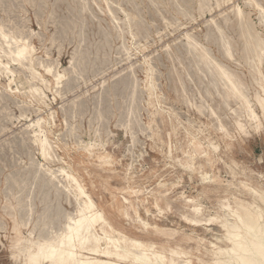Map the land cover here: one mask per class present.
<instances>
[{
    "label": "rangeland",
    "instance_id": "1",
    "mask_svg": "<svg viewBox=\"0 0 264 264\" xmlns=\"http://www.w3.org/2000/svg\"><path fill=\"white\" fill-rule=\"evenodd\" d=\"M62 1L61 0L59 1L58 0H0V25L1 28H3V30H5V32H8V34L10 35L9 39L12 41V46L15 47V43L13 42L14 40H12V38L18 37L17 40L19 44L29 43L30 48L32 50H35L33 51L34 53H31L32 64H30V61H28L25 66L16 64L14 61L10 60L11 58H7L5 56H3L2 58L4 59L5 62H7V60L9 61L8 62L9 67H12L14 69L15 74H13L12 71L5 68H2L1 69L2 71H0L1 74L0 75V150H2V152L0 151L1 152L0 153V223L3 225L2 226L0 224L1 226L0 227V264H31L27 260L26 252L24 253L23 251L24 246H26L31 240L43 241L44 239H49L50 237H51L50 239L60 237L67 229L69 218L72 217L73 214H74L73 217H75L78 214V208H76L78 207L77 205L78 202L76 198H73L72 196L74 195L73 192L75 191L72 188L69 191L68 188L66 187V183L68 185V181L63 174L61 175L59 169L62 167L69 170L79 178L81 183L85 186L88 192L92 195L93 199L96 201L99 209L103 211L105 217L109 221L114 223L116 229L122 230L129 237L142 238L146 242H156L157 244H164V245H168L167 241L172 242V244L175 243V240L177 238H180L181 236H191L195 240L196 239L199 240V238H202V240H200L199 243L196 242L194 239L190 241L192 248H190L189 251L191 252V256L193 259L192 264H201L199 258H203L205 261L211 263L212 261H214L215 258L214 253H212L214 248L212 243H216L217 245L223 247H226L230 244V242L226 239V231L224 227L223 226L221 227L222 225L221 220H223L222 215L228 212V210L227 209L224 210V208H222L221 206V203L231 204L232 206H234L235 205L234 201L236 200V198H239L240 201L256 200L258 204L264 208V202L258 199V194H256L257 192L255 191L256 189L257 191H259V193L264 192V111L257 99L258 98L257 96L264 98V53L261 58H258L256 51L253 49V47L251 45L246 44L248 39V31L250 30L252 31L251 33L254 34L258 39H261L264 45V40H263L264 15L262 14L264 13V0H259V1L258 0H219V1L204 0L205 2H203L202 0H200L201 2L199 0H186V1L185 0H149V1L129 0L131 2H129L128 0L125 1L107 0V2L106 0L105 1L104 0H94V1L93 0H74V1L62 0ZM71 1L73 3H71ZM215 1L218 2L219 4H217ZM108 2L110 4H108ZM120 2L121 3L123 2L122 3L123 5ZM127 2H129L130 4ZM199 2L201 4H199ZM202 2L205 4H203ZM257 2H259L260 6L259 4H257ZM111 4L113 5L114 9ZM198 5H202V9L198 8L199 7ZM206 5L207 8H205ZM89 6L90 7L93 6V7L90 8ZM125 6H127L126 8L128 9H125ZM177 6L179 7L180 10L178 9ZM238 7L241 9V13L237 11L239 10ZM254 7H257V9ZM71 8H73L75 11H72L73 9L70 10ZM107 8L110 9L112 8L111 10L114 12L111 11L110 13V10ZM210 8L212 9L210 10ZM82 9L86 10L84 12L87 14H85ZM134 9L136 12H134ZM125 10L127 11V13ZM231 10H233V12ZM79 11L81 14H78ZM220 12L221 14H219ZM225 12H227L229 15ZM229 12H231V14ZM235 12H238V15ZM76 13L78 14V16ZM135 13H137V15L139 14L138 17H136L137 15ZM232 13L234 14L232 15ZM89 14H90V18H89ZM187 14L188 17L186 16ZM240 14H242V16ZM217 18L218 21L216 20ZM224 19L226 20V22L224 21ZM262 20L263 23H261ZM84 21L86 22L83 23ZM124 21H126V23H124ZM209 23H212V26L214 28L210 26L211 24ZM61 25L63 28L61 27ZM97 25L98 26L102 25L103 27L101 26L102 28L100 27L98 28ZM132 26L135 29V31H137L138 33L137 32L135 33ZM223 26H225V28ZM117 28L119 30H117ZM121 28H124L125 30ZM127 28L130 29L128 30ZM103 29H105V31ZM114 29L116 30V32ZM12 30L14 32H12ZM65 31L67 34H65ZM122 31L126 33L122 34L123 33ZM130 31L133 32L131 33ZM143 31L146 33H143ZM210 31L211 33L214 31L216 33L214 32L213 34H211ZM217 31H219L220 33ZM85 32L87 35L85 34ZM82 33L85 34L83 37H82ZM102 33L105 35L104 37ZM184 33L186 36H189L188 38L191 40H189L185 35H183ZM207 33H209L208 34L209 36L206 35ZM21 34L23 35L19 36ZM118 34L120 35V37H118ZM145 34L147 35L145 36ZM220 34L222 36H220ZM109 35H111L112 37ZM214 35L215 36L217 35L216 36L217 39L215 38ZM116 36L118 37V39ZM122 36L124 37L123 39H121ZM184 36L186 37V39ZM19 37H22V39H20ZM23 37H25V39ZM92 37L94 38L93 40L91 39ZM228 38L229 39L231 38V40H233V43L230 40V43L232 44H229ZM215 39L217 41H215ZM0 40H1L0 47L4 46V48L5 49L7 48L6 50H8V45L7 43H5V40L1 38V36H0ZM192 40L194 41L196 40L195 41L196 43L194 45H192L194 43L191 42ZM89 42L92 43L90 44ZM99 42L102 45L99 44ZM197 42L199 44H197ZM219 42L225 44H220ZM82 43L85 44L82 45ZM97 44H99L102 48ZM196 44L200 48L196 46V49H194V46ZM88 45L90 46V48L87 47ZM166 45L167 47L168 46L169 47L168 48L165 47ZM226 45L227 47L228 46L230 47L231 45L230 53L231 55L233 54L232 56L234 58V59L231 58L232 60H230V58H228L227 56L229 55L231 57L230 54H225L227 53V51H225L227 49ZM93 46L95 49L93 48ZM204 46H206L205 48L207 50L204 48ZM185 47L186 48L191 47L193 49L190 48L191 49L190 51V49L186 50ZM100 49L101 50L104 49V50H102L101 52ZM221 49H223L225 52L222 50L223 52L220 53ZM108 51L110 54L108 53ZM129 52L131 54H129ZM81 53L83 55H81ZM202 53L203 55H206L203 56L205 61L201 57ZM208 53L210 54L213 53V54L210 55ZM105 54L108 55L106 56ZM123 54H125L126 56H123ZM127 54H129L131 58L128 59V57L130 56H128ZM148 54L151 55L149 56ZM199 54L201 58L197 57V55ZM104 55L106 56V59ZM86 56L88 57L86 58ZM176 56L178 58H176ZM97 57L100 59L98 60ZM148 57H150V59ZM206 57L208 58L212 57L215 61L217 60L219 62L221 61L222 64L221 62L220 64L225 68L228 65V67L230 68V70H228L229 69L228 67L226 68L228 72L230 71L229 73L232 76L233 75L236 76V77L233 76L234 78L238 80L240 79L239 81L238 80L237 81L239 86L241 87V91L243 94H246L247 96V97L245 96V98H247L246 101L249 103L251 102L250 103L251 108L255 111L256 114H258V118H256V120L259 119V121L251 119V117L249 116V113H251V111H249L247 106L244 104L243 98L241 96H240V98H242L241 100H238L240 98L235 94L233 97V93H230L232 91L230 90V88H228L230 87L229 86L230 84H227L226 79L219 75V68H217L218 66L216 67L215 63H212L213 65L211 64L207 67H204L208 65L206 62L207 61ZM82 58L85 59L81 60ZM102 58L104 60H102ZM247 58L249 61L247 60ZM105 60L107 61L105 62ZM194 60L196 61V63ZM82 61L86 64H84ZM183 61L185 64L183 63ZM96 62L99 64H97ZM187 62H189V65ZM82 63L83 65H81ZM236 63H238V65ZM251 64L253 67L251 66ZM72 65L74 67H72ZM186 65L189 67H187ZM149 66L151 69L149 68ZM155 67L157 69H155ZM215 67L217 68V70H215L216 69ZM191 68H194L193 71ZM197 68L198 70L199 68L201 70L197 72ZM48 69H50V71H48ZM86 69L88 71L85 72ZM177 69L179 70V73ZM146 70L149 71L147 72ZM174 70H176L177 72H175ZM211 70L217 72L212 73ZM33 72H34V76H32L31 74ZM51 72L53 75L51 74ZM208 72L211 78L207 76ZM258 72H260L259 73L261 75L260 77ZM54 73L65 74L64 77L60 80L61 82L57 83ZM71 73H74L75 75L74 74L72 75ZM5 74H7V76ZM150 74L152 75L150 76ZM155 74L156 76L158 75L157 78ZM178 74L180 75L182 74V75L178 76ZM252 74L255 75L254 76L255 78L253 77ZM76 75H80L77 76L78 79ZM114 75L115 77H113ZM214 75L216 77H214ZM177 76L179 77V80H176L178 79ZM16 78L19 80H17ZM119 78L121 79V81ZM132 78L134 79V81H132L133 80ZM212 78H214L213 82L215 83L221 78H224L225 81H222L224 79L219 80L217 86V84L212 82ZM130 79L132 82L130 81ZM152 79L153 81H151ZM253 79L254 81H256L257 85L254 83ZM8 80L10 81V83L11 82L12 83L10 84ZM105 80L107 83L105 82ZM180 80L181 82L183 81L184 83L183 82L179 83ZM199 80L201 81V83ZM225 83L227 85H225ZM125 84L128 90H130L131 92L130 91L128 92L126 87L122 86ZM136 84H140V85L138 86ZM151 84H153L154 88L151 87ZM172 84L174 85L172 86ZM214 84L217 86V89ZM240 84L243 85L241 86ZM175 85L176 87H174ZM30 86H32V90L34 88L39 89L38 92L41 93L42 95L41 99L39 96H37L35 92H34L35 95L32 93L34 90L31 91ZM112 86H114V88ZM53 87H55L54 90ZM199 87H201V89ZM226 87L229 90H226ZM56 88L57 90H55ZM106 88L109 89L107 90ZM134 88L137 91H135ZM183 88H185V92ZM120 89L121 90L124 89L126 92H124V90L121 91ZM212 90L215 92H213ZM17 91H19V93ZM54 91L55 94L57 95L54 94ZM175 91L176 93L179 91L178 93L181 95H178V93L176 94ZM246 91L248 93H246ZM255 91L258 92V94ZM182 92L184 93V95ZM113 93H116V96ZM133 94L135 95L133 96ZM150 95L152 96L150 97ZM182 95L184 97L186 95V97L183 98ZM208 95L210 96V98L208 97ZM61 96H63L64 98ZM113 96H115L116 98L114 97L113 99ZM123 97L126 101H124ZM140 97H142L143 99ZM223 97L227 100H225ZM253 97H255V99ZM147 98H149L150 100H148ZM185 100L189 101L190 103L186 102ZM136 101L138 104L136 103ZM200 101H201V105H200ZM224 101H226L225 103L227 106L229 105L228 107L225 104H222L224 103ZM100 102L102 103V105L100 104ZM133 102L135 103L134 105ZM72 103H74V105ZM108 103L109 105H107ZM212 104H214L213 105L214 108ZM62 105L64 106V108ZM125 105L127 107H125ZM166 105L170 107H167ZM197 105H200L201 107L199 106L198 107L201 109H198ZM117 106L118 109L115 108ZM107 107L109 110L106 109ZM136 108L139 109L137 110ZM203 108H205L206 110H204ZM240 108H242L241 110L243 111H241ZM78 109L79 112H77ZM80 109L82 111H80ZM235 111L237 113L239 112L238 114H240V116H238V114H236ZM101 112L102 113L104 112L103 115ZM132 113H134V115ZM156 113L159 116H157ZM209 114L212 115L210 116ZM216 115H219L217 116L218 118L217 117L215 118ZM96 116H98L99 118H97ZM138 116L140 118H138ZM37 119L42 120L41 125L42 124L43 125L41 129L35 125L36 122L38 121ZM136 121L137 122L140 121L142 125H139L140 123H137ZM238 121L242 122L243 127L246 128L245 129L242 128V130H240L241 127ZM132 122L133 124L131 125ZM214 123L216 124L217 127L215 126ZM217 124L220 125L218 126ZM69 125L71 126L69 127ZM125 125L127 126L125 127ZM237 125L239 127H237ZM214 126L216 129H214ZM222 126L223 128H225L224 130L227 131L222 130L223 129ZM27 127H31V128L28 129ZM127 127L128 128L130 127L129 129H132L133 132L134 131L135 132L134 133L129 132L132 130H129ZM182 127H184L185 129ZM35 130L40 131L39 134L43 132L41 135H39L40 138L47 139L50 142L51 146L49 151L50 153H52L53 150L52 153L53 155L51 154L53 160L51 159L50 161H47L45 159L44 155L42 154L41 147L34 140ZM243 130H245V132ZM69 131H72V133L71 132L69 133ZM66 133L67 134L69 133V135H67ZM189 134L191 136L192 135L195 136L197 139L194 141L193 136L191 137ZM75 136L76 138H74ZM31 139H33V141ZM63 141L66 143H64ZM190 143L194 144L195 147ZM22 145H24L25 147ZM210 145L214 146L213 149ZM78 148L79 150H77ZM194 148L197 151L196 153L193 152L194 153L193 154L192 149ZM207 157L212 158L211 161L209 160L207 161ZM192 158H194L193 161L191 160ZM188 160H191V162L195 164L193 166L194 168L189 166V163H187ZM51 162H53V164ZM43 164L45 166H43ZM39 170H41L40 171L41 173L39 172ZM49 170H51V172ZM19 171L20 174L22 173L21 176H19L20 175L18 173ZM13 174H15L16 177L18 176L19 177L16 178L14 177L15 175ZM25 174H27L26 177ZM195 174L196 176H194ZM34 175H35V179H34ZM44 176L46 178H43ZM47 178L50 181L51 180L52 181L51 182L49 180L47 181ZM23 180L24 181L27 180L25 181V184ZM56 181L58 184L56 183ZM49 183L52 185V187L51 185H49ZM22 185L25 186V188ZM12 187L14 190L12 189ZM56 187L58 189H56ZM61 188H63L64 190L63 189L61 190ZM28 189H30V191ZM5 191L6 193H3ZM3 194L6 196L8 195L9 197L4 196ZM31 195L33 196L31 197ZM184 197L194 198L196 200V203H198L199 205L201 204L200 206L202 207L203 214H201L198 217L200 219H198L199 221L197 222V225H192L190 222L185 221L186 219L183 217V215L185 216L187 214H190L189 212L190 203L185 202ZM27 198L29 199V201ZM57 198L59 201L57 200ZM18 199H21L20 200L21 202ZM42 199H45V201ZM177 199H180V201L179 200L177 201ZM63 200L65 201L67 200L66 203L65 201L63 202ZM5 201H7V203ZM56 201L58 202V204ZM16 202H19L20 204ZM4 204H6V206ZM131 204H133L136 209ZM31 205L32 207H29ZM49 205L50 206L53 205V208L50 207ZM217 205L218 206L220 205L219 206L220 208ZM48 206L50 207V209ZM60 207L64 209H61ZM5 209L7 211L9 209L10 210L6 212ZM42 209L43 211H41ZM49 210L52 211L53 213L52 215L50 214L51 211ZM125 211H127L129 214L126 215ZM9 214L13 216L11 217ZM17 215L19 217H17ZM44 215H47V217L45 218ZM65 215H67L68 217L67 216L65 217ZM49 216H53V217L49 218ZM25 217L27 218V221ZM203 217L205 218L202 219ZM21 218L23 220H21ZM30 218L32 222L30 221ZM218 218L220 221L218 220ZM227 218L229 221H233L234 217L233 215H228ZM14 220L17 222L16 224ZM208 220L209 222L211 221L212 222L209 223ZM41 221L44 222V225ZM50 221L53 222L51 223ZM141 221L149 222L150 231L143 230L144 226ZM154 226H158L161 229L175 230L178 231V234H176L175 236L163 235L160 232H154L153 231ZM39 227L42 229H40ZM12 228L15 230H12ZM47 228L49 229L52 228V229L49 230ZM37 232L39 234H37ZM41 232L42 234H40ZM39 235L40 237H38ZM34 237L37 238L35 239ZM16 241L18 242V245ZM184 245L185 244L183 243V246ZM18 249L20 253L18 252ZM17 254L19 256H17ZM17 257L18 260L15 259ZM40 264H48V262L44 261Z\"/></svg>",
    "mask_w": 264,
    "mask_h": 264
},
{
    "label": "bare ground",
    "instance_id": "2",
    "mask_svg": "<svg viewBox=\"0 0 264 264\" xmlns=\"http://www.w3.org/2000/svg\"><path fill=\"white\" fill-rule=\"evenodd\" d=\"M59 1V0H58ZM62 1V0H61ZM72 1H74V0H72ZM71 1V3H73ZM94 1V0H93ZM105 1V0H104ZM115 1V0H114ZM122 1V0H121ZM125 1V0H124ZM129 1V0H128ZM149 1V0H148ZM186 1V0H185ZM200 1V0H199ZM203 2H205L204 0H202ZM219 1V0H218ZM259 1V0H258ZM63 2V1H62ZM76 2V1H75ZM88 2V1H87ZM97 2V1H96ZM106 2H107V0H106ZM129 2H131V1H129ZM129 2H127V3H129ZM153 2V1H152ZM201 2V1H200ZM199 2V4H201ZM202 2V3H203ZM216 2V1H215ZM221 2H223V1H221ZM81 3V2H80ZM98 3H100V2H98ZM121 3V2H120ZM123 3V2H122ZM121 3V4H122ZM154 3V2H153ZM208 3V2H207ZM217 4H219L218 2H216ZM76 4V3H75ZM84 4V3H83ZM86 4V3H85ZM108 4H110L109 2H108ZM117 4V3H116ZM125 4V3H124ZM130 4V3H129ZM181 4V3H180ZM203 4H205V3H203ZM222 4V3H221ZM257 4H259V2H257ZM73 5V4H72ZM80 5V4H79ZM91 5V4H90ZM112 5V4H111ZM123 5V4H122ZM126 5V4H125ZM132 5H135V4H132ZM209 5V4H208ZM216 5V4H215ZM214 5V6H215ZM252 5V4H251ZM256 5V4H255ZM68 6V5H67ZM81 6H82V4H81ZM84 6V5H83ZM108 6V5H107ZM179 6V5H178ZM177 6V7H178ZM182 6V5H181ZM199 7L198 8H201L202 9V5H198ZM201 6V7H200ZM210 6H212V5H210ZM209 6V7H210ZM218 6V5H217ZM237 6H238V4H237ZM248 6V5H247ZM257 6V5H256ZM259 6H260V4H259ZM72 7V6H71ZM86 7V6H85ZM90 7V6H89ZM93 7V6H92ZM92 7H90V8H92ZM109 7H110V5H109ZM112 7H113V5H112ZM127 6H125V9H128V8H126ZM220 7V6H219ZM250 7V6H249ZM67 8V7H66ZM65 8V9H66ZM77 8H78V5H77ZM89 8V9H90ZM103 8V7H102ZM106 8V7H105ZM204 8V7H203ZM205 8H207V5H206V7ZM233 8V7H232ZM236 8V7H235ZM239 8V7H238ZM251 8V7H250ZM254 8H256L257 9V7H254ZM73 8H71L70 10H72ZM83 9H86V8H83ZM82 9V10H83ZM107 9H109L110 10V13H111V9L110 8H107ZM113 9H114V7H113ZM120 9V8H119ZM123 9V8H122ZM178 9H179V7H178ZM212 8H210V10H211ZM219 9V8H218ZM230 9H231V7H230ZM229 9V10H230ZM79 10H80V8H79ZM130 10V9H129ZM131 10H132V7H131ZM180 10V9H179ZM199 10V9H198ZM55 11V10H54ZM67 11V10H66ZM72 11H75L74 9L72 10ZM77 11H78V9H77ZM84 11H86V10H83V12ZM92 11H93V9H92ZM98 11V10H97ZM99 11H100V9H99ZM102 11H104V10H102ZM126 11V10H125ZM182 11H184V10H182ZM232 12H233V10H231ZM236 11V10H235ZM239 13H241V9L239 8V10H237ZM257 11H260V10H257ZM82 12V13H83ZM112 12H114V11H112ZM134 12H136L135 11V9H134ZM200 12V11H199ZM202 12V11H201ZM204 12V11H203ZM223 12V11H222ZM228 12V11H227ZM227 12H225V13H227ZM238 12H235V13H237V15H238ZM85 13V12H84ZM83 13V14H84ZM99 13V12H98ZM107 13V12H106ZM126 13H127V11H126ZM133 13V12H132ZM183 13V12H182ZM230 14H231V12H229ZM243 13V12H242ZM260 13V12H259ZM77 14V13H76ZM75 14V15H76ZM78 14H81L80 13V11H79V13ZM78 14H77V16H78ZM82 14V15H83ZM85 14H87V13H85ZM97 14V13H96ZM103 14V13H102ZM113 14V13H112ZM111 14V15H112ZM136 15H137V13H135ZM219 14H221V12L219 13ZM228 14V13H227ZM226 14V15H227ZM234 13H232V15H233ZM261 14V13H260ZM263 15H264V13H262ZM93 15V14H92ZM91 15V16H92ZM114 15V14H113ZM128 15V14H127ZM139 15V14H138ZM138 15L136 16V17H138ZM201 15H202V13H201ZM229 15V14H228ZM236 15V14H235ZM241 16H242V14H240ZM239 15V16H240ZM131 16V15H130ZM129 16V17H130ZM187 17H188V14L186 15ZM224 16V15H223ZM80 17V16H79ZM97 17V16H96ZM227 17V16H226ZM226 17H225V19H226ZM264 17V16H263ZM83 18V17H82ZM89 18H90V14H89ZM94 18V17H93ZM112 18V17H111ZM224 18V17H223ZM228 18V17H227ZM239 18V17H238ZM84 19V18H83ZM98 19V18H97ZM100 19V18H99ZM115 19H117V18H115ZM127 19V18H126ZM129 19V18H128ZM134 19H135V16H134ZM136 19H138V18H136ZM140 19V18H139ZM192 19V18H191ZM224 19V21L226 22V20ZM230 19V18H229ZM237 19V18H236ZM241 19V18H240ZM259 19H261V18H259ZM81 20V19H80ZM102 20V19H101ZM112 20V19H111ZM132 20V19H131ZM141 20V19H140ZM212 20V19H211ZM214 20V19H213ZM217 21H218V18L216 19ZM223 20V19H222ZM264 20V19H263ZM263 20H262V22L261 23H263ZM79 21V20H78ZM82 21V20H81ZM128 21V20H127ZM130 21V20H129ZM223 21V22H224ZM242 21V20H241ZM247 21V20H246ZM260 21V20H259ZM86 21H84L83 23H85ZM98 22H99V20H98ZM104 22V21H103ZM102 22V23H103ZM117 22V21H116ZM141 22V21H140ZM211 22V21H210ZM213 22V21H212ZM231 22V21H230ZM229 22V23H230ZM82 23V22H81ZM112 23V22H111ZM110 23V24H111ZM124 23H126V21H124ZM176 23H177V20H176ZM175 23V24H176ZM247 23V22H246ZM249 23V22H248ZM260 23V24H261ZM64 24V23H63ZM100 24V23H99ZM118 24V23H117ZM120 24V23H119ZM129 24V23H128ZM139 24H141V23H139ZM209 24H211L210 26H212V23H209ZM214 24V23H213ZM216 24H218V23H216ZM215 24V25H216ZM239 24H240V22H239ZM84 25V24H83ZM114 25V24H113ZM121 25V24H120ZM133 25V24H132ZM224 25H226V24H224ZM251 25V24H250ZM66 26V25H65ZM102 26V25H101ZM100 25L98 26L97 25V27L99 28H102ZM116 26V25H115ZM129 26V25H128ZM131 26V25H130ZM137 26V25H136ZM209 26V27H210ZM218 26V25H217ZM230 26V25H229ZM61 27H62V25H61ZM112 27H114V26H112ZM127 27V26H126ZM213 27V26H212ZM211 27V28H212ZM220 27V26H219ZM224 28H225V26H223ZM231 27V26H230ZM63 28V27H62ZM108 28V27H107ZM125 28V27H124ZM124 28H121V29H124ZM132 28H133V26H132ZM144 28V27H143ZM179 28V27H178ZM214 28V27H213ZM218 28V27H217ZM251 28H252V26H251ZM8 29V28H7ZM70 29V28H69ZM128 29V28H127ZM130 29V28H129ZM128 29V30H129ZM134 29V28H133ZM146 29V28H145ZM219 29V28H218ZM223 29V28H222ZM221 29V30H222ZM257 29V28H256ZM66 30V29H65ZM67 30H68V28H67ZM82 30V29H81ZM104 31H105V29H103ZM110 30V29H109ZM115 30V29H114ZM117 30H119L118 28H117ZM125 30V29H124ZM123 30V31H124ZM143 30V29H142ZM141 30V31H142ZM211 30V29H210ZM215 30V29H214ZM227 30V29H226ZM62 31V30H61ZM64 31V30H63ZM122 31V32H123ZM134 31H135V29H134ZM146 31V30H145ZM12 32H14L13 30H12ZM17 32V31H16ZM69 32V31H68ZM99 32V31H98ZM115 32H116V30H115ZM118 32V31H117ZM131 32V31H130ZM133 32V31H132ZM131 32V33H132ZM137 31H135V33H136ZM209 32V31H208ZM215 32V31H214ZM214 32H212L211 33V31H210V33L211 34H213ZM217 32H219V31H217ZM223 32H224V30H223ZM222 32V33H223ZM228 32V31H227ZM252 31H248V39H247V45H251L252 47H253V49L256 51V54H257V56H258V58H261L262 56H263V53H264V45H263V42L261 41V39H258L254 34H252L251 33ZM80 33V32H79ZM126 33V32H125ZM124 32L122 33V34H125ZM127 33H128V31H127ZM130 33V34H131ZM138 33V32H137ZM143 33H146V32H144L143 31ZM191 33V32H190ZM216 33V32H215ZM220 33V32H219ZM11 34V33H10ZM65 34H67L66 33V31H65ZM65 34H64V36H65ZM85 34H86V32H85ZM85 34H83L82 33V37L85 35ZM101 34V33H100ZM99 34V35H100ZM103 34V33H102ZM111 34V33H110ZM112 34H114V33H112ZM121 34V35H122ZM140 34H141V32H140ZM187 34V33H186ZM193 34V33H192ZM209 33H207L206 35H208ZM218 34V33H217ZM23 34H21V35H19V36H22ZM81 35V34H80ZM87 35V34H86ZM147 34H145V36H146ZM183 35H185V33L183 34ZM224 35V34H223ZM0 36H1V38L3 39V40H5V43H7V45H8V50H6L5 48H4V46L3 47H0V71H2L1 69L2 68H5V69H8V70H10V71H12V73L13 74H15V71H14V69L12 68V67H9V64H8V60H7V62H5L4 61V59H2L3 58V56H5V57H7V58H11L10 60H12V61H14L16 64H20V65H26L27 64V62L28 61H30V64H32V62H31V60H32V54L31 53H34L33 51H35V50H32L31 48H30V46H29V43H18V40H17V38H12V40H14L13 42L15 43V47H13L12 46V41L9 39V34H8V32H5V30H3V28H1V25H0ZM12 36H13V34H12ZM61 36V35H60ZM63 36V35H62ZM101 36V35H100ZM105 35L103 34V37H104ZM109 36H111V35H109ZM109 36H107V37H109ZM134 36V35H133ZM136 36V35H135ZM186 36V35H185ZM184 36V37H185ZM209 36V35H208ZM211 36V35H210ZM215 36V35H214ZM217 36V35H216ZM216 36H215V38H216ZM220 36H222L221 34H220ZM226 36H228V35H226ZM243 36V35H242ZM79 37V36H78ZM96 37V36H95ZM107 37H105V38H107ZM112 37V36H111ZM117 37V36H116ZM115 37V38H116ZM118 37H120V35L118 34ZM118 37H117V39H118ZM187 38L189 37V36H186ZM186 37H185V39H186ZM190 37H192V36H190ZM196 37V36H195ZM212 37V36H211ZM210 37V38H211ZM20 39H22V37H19ZM24 39H25V37H23ZM97 38V37H96ZM114 38V39H115ZM124 37L122 36V38L121 39H123ZM136 38V37H135ZM134 38V39H135ZM139 38V37H138ZM206 38H208V37H206ZM219 38H221V37H219ZM260 38V37H259ZM23 39V40H24ZM84 39V38H83ZM89 39V38H88ZM92 40L94 39L93 37L91 38ZM108 39H110V38H108ZM107 39V40H108ZM120 39V38H119ZM189 39V38H188ZM194 39V38H193ZM198 39V38H197ZM212 39V38H211ZM217 39V38H216ZM215 39V41H217ZM222 39H223V37H222ZM221 39V40H222ZM229 39V38H228ZM29 40V39H28ZM52 40H53V38H52ZM127 40V39H126ZM189 40H191V39H189ZM225 40H226V37H225ZM230 40H231V38L229 39V44H232L233 43V40H231L232 41V43H230ZM264 40V39H263ZM26 41V40H25ZM85 41V40H84ZM83 41V42H84ZM89 41V40H88ZM99 41V40H98ZM98 41H96V42H98ZM109 41V40H108ZM124 41V40H123ZM196 41V40H195ZM194 40H192L191 42L193 43L192 45H194L196 42H195ZM208 41H210V40H208ZM228 41V40H227ZM245 41V40H244ZM21 42V41H20ZM24 42V41H23ZM86 42H87V40H86ZM93 42V41H92ZM91 42V43H92ZM95 42V43H96ZM102 42V41H101ZM104 42V41H103ZM116 42H117V40H116ZM125 42V41H124ZM188 42V41H187ZM0 43H1V40H0ZM90 43V42H89ZM90 43V44H91ZM109 43V42H108ZM108 43H106V44H108ZM220 43V42H219ZM85 44V43H84ZM83 43H82V45H84ZM99 44H101L100 42H99ZM99 44H97V45H99ZM113 44V43H112ZM189 44V43H188ZM197 44H199L198 42H197ZM195 45L194 46V49H196V46H198V45ZM200 44H202V43H200ZM217 44V43H216ZM220 44H225V43H220ZM245 44V45H246ZM81 45V44H80ZM102 45V44H101ZM111 45V44H110ZM124 45V44H123ZM127 45V44H126ZM137 45V44H136ZM180 45V44H179ZM190 45V44H189ZM189 45H186V46H189ZM228 45V44H227ZM227 45H226V47H227ZM100 46V45H99ZM106 46V45H105ZM125 46V45H124ZM203 46V45H202ZM33 47V46H32ZM87 47H89L90 48V46L88 45ZM98 47V46H97ZM101 47V46H100ZM108 47H111V46H108ZM165 47H167V45L165 46ZM169 47V46H168ZM167 47V48H168ZM191 47H193V46H191ZM190 47V48H191ZM199 47V46H198ZM206 46H204V48H205ZM220 47H222V46H220ZM82 48H85V47H82ZM93 48H94V46H93ZM102 48V47H101ZM116 48V47H115ZM122 48V47H121ZM126 48V47H125ZM143 48H144V46H143ZM146 48V47H145ZM189 47L188 48H186L185 47V49L187 50H189L190 49ZM200 48V47H199ZM202 48V47H201ZM230 48H231V45H230V47L228 46L227 47V49L225 50V51H227V53H225V54H230L231 55V53H230ZM243 48V47H242ZM244 48H245V46H244ZM248 48V47H247ZM80 49V48H79ZM95 49V48H94ZM129 49V48H128ZM127 49V50H128ZM184 49V50H185ZM191 49H193V48H191ZM191 49H190V51H191ZM206 49V48H205ZM233 49H235V48H233ZM232 49V50H233ZM32 50V51H31ZM91 50V49H90ZM96 50H97V48H96ZM95 50V51H96ZM101 50V49H100ZM99 50V51H100ZM102 50H104V49H102ZM102 50H101V52H102ZM110 50V49H109ZM131 50V49H130ZM178 50V49H177ZM207 50V49H206ZM223 49H221V51H220V53H222L223 51H222ZM231 50V51H232ZM237 50V49H236ZM252 50V49H251ZM253 50V51H254ZM125 51V50H124ZM181 51V50H180ZM194 51V50H193ZM196 51V50H195ZM224 51V52H225ZM235 51V50H234ZM97 52V51H96ZM106 52V51H105ZM104 52V53H105ZM111 52V51H110ZM122 52V51H121ZM179 52V51H178ZM188 52V51H187ZM203 52V51H202ZM209 52H210V50H209ZM83 53V52H82ZM81 53V55H83ZM88 53V52H87ZM91 53V52H90ZM108 53H109V51H108ZM125 53V52H124ZM194 53V52H193ZM198 53V52H197ZM233 53H235V52H233ZM84 54H86V53H84ZM98 54H99V52H98ZM110 54V53H109ZM129 54H131L130 52H129ZM129 54H127L128 56H130ZM180 54V53H179ZM186 54V53H185ZM189 54V53H188ZM208 54H210V53H208ZM211 54H213V53H211ZM210 54V55H211ZM224 54V55H225ZM76 55V54H75ZM94 55V54H93ZM103 55V54H102ZM106 55V54H105ZM104 55V56H105ZM108 55V54H107ZM106 55V56H107ZM149 55V54H148ZM151 55V54H150ZM149 55V56H150ZM182 55V54H181ZM181 55H180V57H181ZM222 55V54H221ZM224 55H223V57H224ZM233 55V54H232ZM231 55V57L229 56V55H227L228 56V58H230V60H232V59H234L233 58V56ZM80 56V55H79ZM89 56V55H88ZM88 56H86V58L88 57ZM98 56V55H97ZM106 56H105V59H106ZM123 56H126L125 54H123ZM127 56V57H128ZM147 56V55H146ZM196 56V55H195ZM194 56V57H195ZM203 56H206V55H203V53H202V58H203V60H204V57ZM214 56V55H213ZM212 56V57H213ZM38 57V56H37ZM41 57V56H40ZM76 57V56H75ZM110 57V56H109ZM108 57V58H109ZM197 57H200V54L199 55H197ZM200 57V58H201ZM208 57H209V55H208ZM208 57H206L207 59V64L208 65H206V66H204V67H207V66H209V65H211L212 63H215L216 64V67L217 68H219V75L220 76H222V77H224L225 79H226V81H227V84H230L229 86L230 87H228V88H230V90L232 91V92H230V93H233V97H234V94L235 95H237V96H239V98H240V96L243 98V101H244V104L247 106V108L249 109V111H251V113H249V116L251 117V119H254V120H256V118H258V114H256L255 113V111L251 108V105H250V103L249 102H247L246 101V99L247 98H245V96H246V94H243L242 93V91H241V87L239 86V84H238V81L240 80H238V79H236V78H234V77H236V76H232L229 72H228V70H230V68L228 67V65H227V67L229 68L228 70L224 67V66H222L221 64H222V62H221V64H220V62L218 63L217 61H215L212 57V59L211 58H208ZM90 58V57H89ZM98 58V57H97ZM108 58H107V60H108ZM123 58V57H122ZM129 58H131V56L130 57H128V59ZM149 59H150V57H148ZM176 58H178L177 56H176ZM196 58V57H195ZM221 58H222V56H221ZM226 58V57H225ZM227 58V59H228ZM232 58V59H231ZM85 59V58H84ZM83 58L81 59V60H84ZM100 58H98V60H99ZM124 59H127V58H124ZM147 59V58H146ZM153 59V58H152ZM183 59V58H182ZM189 59H191V58H189ZM218 59V58H217ZM43 60H44V58H43ZM72 60V59H71ZM74 60V59H73ZM88 60V59H87ZM92 60H93V58H92ZM102 60H104L103 58H102ZM101 60V61H102ZM107 60H105V62L107 61ZM187 60V59H186ZM247 60H248V58H247ZM262 60V59H261ZM11 61V62H12ZM86 61V60H85ZM101 61H99V62H101ZM146 61V60H145ZM178 61V60H177ZM191 61H193V60H191ZM195 61V60H194ZM205 61V60H204ZM249 61V60H248ZM251 61H253V60H251ZM260 61V60H259ZM34 62H36V61H34ZM43 62V61H42ZM45 62V61H44ZM79 62V61H78ZM83 62V61H82ZM95 62V61H94ZM171 62H173V61H171ZM202 62V61H201ZM205 62V63H206ZM226 62V61H225ZM235 62V61H234ZM39 63V62H38ZM41 63V62H40ZM80 63V62H79ZM84 63V62H83ZM83 63L81 64V65H83ZM88 63H90V62H88ZM93 63V62H92ZM97 63V62H96ZM148 63V62H147ZM146 63V64H147ZM150 63V62H149ZM183 63H184V61H183ZM188 63V65H189V62H187ZM195 63H196V61H195ZM199 63V62H198ZM203 63V62H202ZM253 63V62H252ZM29 64V65H30ZM42 64V63H41ZM73 64H74V62H73ZM84 64H86V63H84ZM97 64H99V63H97ZM185 64V63H184ZM237 65H238V63H236ZM246 64H247V62H246ZM47 65V64H46ZM150 65V64H149ZM152 65H153V63H152ZM213 65V64H212ZM23 66V67H24ZM34 66H35V64H34ZM39 66V65H38ZM48 66V65H47ZM78 66V65H77ZM76 66V67H77ZM85 66V65H84ZM187 66V65H186ZM191 66V65H190ZM198 66V65H197ZM250 66V65H249ZM248 66V67H249ZM251 66H252V64H251ZM15 67V66H14ZM21 67V66H20ZM40 67V66H39ZM43 67V66H42ZM52 67V66H51ZM72 67H74L73 65H72ZM130 67H131V65H130ZM187 67H189V66H187ZM213 67V66H212ZM215 67V68H216ZM253 67V66H252ZM13 70H12V69ZM84 68V67H83ZM149 68H150V66H149ZM176 68V67H175ZM217 68L215 69V70H217ZM251 68V67H250ZM262 68V67H261ZM30 69V68H29ZM46 69H47V67H46ZM53 69V68H52ZM55 69V68H54ZM128 69V68H127ZM132 69H134V68H132ZM151 69V68H150ZM153 69H154V67H153ZM155 69H157L156 67H155ZM188 69H190V68H188ZM192 69V71H193V69L194 68H191ZM196 69V68H195ZM206 69V68H205ZM204 69V70H205ZM211 69V68H210ZM232 69V68H231ZM255 69H256V66H255ZM19 70H20V68H19ZM33 70H34V68H33ZM57 70V69H56ZM67 70V69H66ZM74 70V69H73ZM82 70V69H81ZM178 70V69H177ZM185 70V69H184ZM199 70H201L200 68H199ZM198 70V68H197V72L199 71ZM233 70V69H232ZM254 70V69H253ZM252 70V71H253ZM27 71V70H26ZM36 71V70H35ZM48 71H50V69H48ZM75 71H77V70H75ZM86 71H88L87 69L85 70V72ZM133 71V70H132ZM131 71V72H132ZM147 72L149 71V70H146ZM157 71V70H156ZM175 72H177L176 70H174ZM182 71V70H181ZM191 71V70H190ZM206 71V70H205ZM212 71V70H211ZM234 71V70H233ZM257 71H258V69H257ZM260 71V70H259ZM21 72V71H20ZM53 72V71H52ZM52 72H51V74H52ZM57 72V71H56ZM71 72H72V70H71ZM74 72V71H73ZM84 72V73H85ZM124 72H126V71H124ZM152 72H153V70H152ZM158 72V71H157ZM174 72V73H175ZM201 72V71H200ZM202 72H204V71H202ZM215 73V72H217V71H212V73ZM2 73V72H1ZM16 73H17V71H16ZM38 73V72H37ZM66 73V72H65ZM122 73V72H121ZM121 73H119V74H121ZM134 73V72H133ZM178 73H179V70H178ZM182 73V72H181ZM232 73V72H231ZM260 72H258V74H259ZM25 74V73H24ZM32 74V76H34V72L33 73H31ZM55 74V73H54ZM70 74V73H69ZM72 75L74 74V73H71ZM77 74V73H76ZM83 74V73H82ZM129 74V73H128ZM132 74V73H131ZM153 74V73H152ZM152 74H150V76L152 75ZM158 74V73H157ZM162 74V73H161ZM176 74V73H175ZM183 74V73H182ZM181 74V75H182ZM189 74H190V72H189ZM1 75V74H0ZM6 76H7V74H5ZM8 75H10V74H8ZM19 75V74H18ZM26 75V74H25ZM40 75V74H39ZM53 75V74H52ZM64 75L65 74H62V73H56L55 74V79H56V81H57V83H59V82H61L60 80L64 77ZM75 75V74H74ZM133 75V74H132ZM177 75V74H176ZM180 74H178V76H179ZM180 75V76H181ZM186 75V74H185ZM188 75V74H187ZM193 75V74H192ZM253 75V74H252ZM41 76V75H40ZM77 76H80V75H76V77ZM149 76V77H150ZM155 76H156V74H155ZM158 76V75H157ZM157 76H156V78H157ZM161 76V75H160ZM175 76V75H174ZM177 76V77H178ZM201 76V75H200ZM204 76V75H203ZM207 76H209V72H208V74H207ZM255 75H253V77H254ZM261 75L259 74V77H260ZM71 77V76H70ZM74 77V76H73ZM113 77H115V75L113 76ZM133 77V76H132ZM135 77V76H134ZM145 77V76H144ZM183 77V76H182ZM202 77V76H201ZM210 77V76H209ZM214 77H216L215 75H214ZM258 77V78H259ZM25 78V77H24ZM36 78V77H35ZM53 78V77H52ZM66 78V77H65ZM121 78H122V76H121ZM156 78H155V80H156ZM159 78V77H158ZM188 78V77H187ZM204 78V77H203ZM211 78V77H210ZM217 78H219V77H217ZM224 78H221V79H219V80H222V79H224ZM255 78V77H254ZM14 79V78H13ZM13 79H11V80H13ZM17 79V78H16ZM68 79V78H67ZM77 79H78V77H77ZM77 79H74V80H77ZM120 79V78H119ZM125 79V78H124ZM133 79V78H132ZM146 79H147V77H146ZM151 79V78H150ZM149 79V80H150ZM174 79V78H173ZM186 79V78H185ZM195 79V78H194ZM193 79V80H194ZM200 79V78H199ZM213 79L214 78H212V82H213ZM225 79L224 80H222V81H225ZM17 80H19V79H17ZM27 80H28V78H27ZM74 80H73V82H74ZM115 80V79H114ZM123 80V79H122ZM176 80H179V77H178V79H176ZM176 80H174V81H176ZM183 80V79H182ZM204 80V79H203ZM211 80V79H210ZM218 80V79H217ZM218 80V81H219ZM238 80V81H237ZM256 80V79H255ZM9 81V80H8ZM33 81V80H32ZM36 81H37V79H36ZM39 81V80H38ZM43 81V80H42ZM68 81V80H67ZM70 81V80H69ZM72 81V80H71ZM119 81V80H118ZM117 81V82H118ZM120 81H121V79H120ZM130 81H131V79H130ZM132 81H134V79L132 80ZM131 81V82H132ZM151 81H153V79L151 80ZM172 81V80H171ZM187 81V80H186ZM189 81V80H188ZM200 81V80H199ZM218 81H216V83L215 82H213V83H215V84H217L218 83ZM221 81V82H222ZM253 81H254V79H253ZM44 82H45V79H44ZM43 82V83H44ZM105 82H106V80H105ZM116 82V83H117ZM155 82V81H154ZM179 82V81H178ZM183 82V81H182ZM181 82V80H180V82L179 83H182ZM207 82V81H206ZM210 82V81H209ZM259 82H260V80H259ZM9 83H10V81H9ZM12 83V82H11ZM10 83V84H11ZM39 83V82H38ZM49 83V82H48ZM47 83V84H48ZM102 83V82H101ZM107 83V82H106ZM106 83H104V84H106ZM115 83V84H116ZM176 83V82H175ZM178 83V84H179ZM184 83V82H183ZM200 83H201V81H200ZM254 83L256 84V81H254ZM32 84H34V83H32ZM41 84V83H40ZM70 84V83H69ZM71 84H73V83H71ZM103 84V83H102ZM121 84V83H120ZM124 84V83H123ZM130 84V83H129ZM133 84V83H132ZM150 84V83H149ZM177 84V83H176ZM191 84V83H190ZM214 84V85H215ZM221 84V83H220ZM223 84H224V82H223ZM226 83H225V85H227ZM7 85H9V84H7ZM27 85V84H26ZM42 85V84H41ZM67 85V84H66ZM118 85H119V83H118ZM136 85H140V84H136ZM174 84H172V86H173ZM182 85V84H181ZM181 85H180V87H181ZM241 85V84H240ZM243 85V84H242ZM241 85V86H242ZM257 85V84H256ZM32 86H34V85H32ZM32 86H30L31 87V91H33L32 93L34 94V92L37 94V96H39L40 97V99L42 98L41 96V93H39L38 92V88H34L33 90H32ZM36 86V85H35ZM60 86H61V84H60ZM68 86V85H67ZM71 86V85H70ZM121 86V85H120ZM122 86H125L126 87V84L125 85H122ZM137 86V87H138ZM183 86V85H182ZM201 86V85H200ZM209 86H210V84H209ZM216 86V85H215ZM217 86H218V84H217ZM217 86H216V89H217ZM246 86V85H245ZM10 87V86H9ZM48 87V86H47ZM102 87V86H101ZM111 87V86H110ZM113 88H114V86H112ZM116 87V86H115ZM151 87H153V84H151ZM156 87V86H155ZM174 87H176V85L174 86ZM184 87V86H183ZM195 87V86H194ZM198 87V86H197ZM203 87V86H202ZM211 87H212V84H211ZM221 87V86H220ZM226 87V90H229L228 88ZM247 87V86H246ZM258 87V86H257ZM54 88L55 87H53V90H54ZM62 88V87H61ZM69 88V87H68ZM71 88V87H70ZM112 88V89H113ZM119 88V87H118ZM140 88V87H139ZM145 88V87H144ZM154 88V87H153ZM153 88H151V89H153ZM200 89H201V87H199ZM214 88V87H213ZM219 88V87H218ZM243 88V87H242ZM29 89V88H28ZM27 89V90H28ZM45 89V88H44ZM65 89V88H64ZM107 89V88H106ZM109 89V88H108ZM107 89V90H108ZM111 89V90H112ZM115 89H117V88H115ZM126 89H127V91L129 92L130 90H128V88L126 87ZM130 89V88H129ZM147 89V88H146ZM184 89V92H185V88H183ZM205 89V88H204ZM208 89V88H207ZM244 89V88H243ZM17 90V89H16ZM15 90V91H16ZM47 90V89H46ZM49 90V89H48ZM55 90H57V88L55 89ZM72 90V89H71ZM105 90V89H104ZM121 90V89H120ZM122 90H124V89H122ZM121 90V91H122ZM134 90H135V88H134ZM142 90V89H141ZM140 90V91H141ZM149 90H150V88H149ZM159 90V89H158ZM11 91V90H10ZM23 91V90H22ZM58 91H59V89H58ZM68 91H69V89H68ZM135 91H137V90H135ZM177 91V90H176ZM176 91H175V93H176ZM183 91V90H182ZM198 91V90H197ZM204 91H206V90H204ZM213 91V90H212ZM222 91V90H221ZM257 91V90H256ZM255 91V92H256ZM262 91V90H261ZM18 93H19V91H17ZM28 92V91H27ZM41 92V91H40ZM62 92H64V91H62ZM61 92V93H62ZM111 92H113V91H111ZM110 92V93H111ZM116 92V91H115ZM124 92H126L125 90H124ZM131 92V91H130ZM148 92V91H147ZM179 92V91H178ZM177 92V93H178ZM213 92H215V91H213ZM30 93V92H29ZM28 93V94H29ZM31 93V94H32ZM67 93V92H66ZM119 93H120V91H119ZM134 93V92H133ZM176 93V94H177ZM183 93V92H182ZM199 93V92H198ZM216 93H217V91H216ZM229 93V94H230ZM246 93H248L247 91H246ZM257 94H258V92H256ZM22 94V93H21ZM27 94V95H28ZM45 94V93H44ZM54 94H55V91H54ZM101 94H104V93H101ZM113 94H115V96H116V93H113ZM122 94V93H121ZM138 94V93H137ZM141 94V93H140ZM193 94V93H192ZM200 94V93H199ZM198 94V95H199ZM207 94V93H206ZM205 94V95H206ZM224 94V93H223ZM223 94H222V96H223ZM26 95V96H27ZM35 95V94H34ZM55 95H57V94H55ZM118 95H120V94H118ZM128 95V94H127ZM126 95V96H127ZM135 94H133V96H134ZM146 95V94H145ZM178 95H181V94H179L178 93ZM183 95H184V93H183ZM182 95V96H183ZM194 95V94H193ZM201 95V94H200ZM204 95V94H203ZM217 95V94H216ZM249 95V94H248ZM33 96V95H32ZM47 96V95H46ZM107 96V95H106ZM115 96H113V99H114V97ZM124 96V95H123ZM137 96V95H136ZM147 96V95H146ZM152 95H150V97H151ZM159 96V95H158ZM177 96V95H176ZM190 96V95H189ZM29 97V96H28ZM31 97V96H30ZM38 97V98H39ZM61 97H63V96H61ZM102 97V96H101ZM120 97V96H119ZM128 97V96H127ZM126 97V98H127ZM185 97H186V95H185ZM184 96H183V98H185ZM195 97V96H194ZM199 97V96H198ZM206 97V96H205ZM208 97L210 98V96L208 95ZM212 97V96H211ZM218 97V96H217ZM220 97V96H219ZM230 97H231V95H230ZM247 97V96H246ZM258 98V101H259V103H260V105L262 106V108H263V111H264V98H261V97H259V96H257ZM32 98V97H31ZM35 98V97H34ZM64 98V97H63ZM99 98H100V96H99ZM103 98V97H102ZM116 98V97H115ZM132 98V97H131ZM136 98H138V97H136ZM140 98H142V97H140ZM188 98V97H187ZM200 98H202V97H200ZM222 98V97H221ZM224 98V97H223ZM242 98H240V99H238V100H241ZM254 99H255V97H253ZM28 99H30V98H28ZM48 99V98H47ZM76 99V98H75ZM75 99H74V101H75ZM104 99H105V96H104ZM120 99H122V98H120ZM123 99H124V97H123ZM135 99V98H134ZM143 99V98H142ZM148 100H150L149 98H147ZM225 99V98H224ZM98 100V99H97ZM127 100H129V99H127ZM138 100V99H137ZM169 100V99H168ZM183 100V99H182ZM204 100V99H203ZM225 100H227V99H225ZM234 100V99H233ZM238 100H236V101H238ZM36 101V100H35ZM49 101V100H48ZM124 101H126L125 99H124ZM132 101V100H131ZM165 101V100H164ZM186 101V100H185ZM205 101V100H204ZM222 101V100H221ZM248 101H249V99H248ZM105 102V101H104ZM135 102V101H134ZM133 102V105L135 104ZM147 102V101H146ZM186 102H188V103H190L189 101H186ZM192 102H193V100H192ZM226 101H224V103H222V104H225L226 105V103H225ZM240 102V101H239ZM37 103V102H36ZM45 103V102H44ZM99 103V102H98ZM127 103H128V101H127ZM136 103H137V101H136ZM141 103V102H140ZM150 103V102H149ZM187 103V104H188ZM228 103H230V102H228ZM227 103V104H228ZM243 103V102H242ZM256 103V102H255ZM258 103V102H257ZM33 104V103H32ZM46 104V103H45ZM73 105H74V103H72ZM100 104L102 105V103L100 102ZM99 104V105H100ZM138 104V103H137ZM136 104V105H137ZM146 104V103H145ZM168 104V103H167ZM205 104H206V102H205ZM241 104V103H240ZM48 105V104H47ZM72 105V106H73ZM82 105V104H81ZM107 105H109V103L107 104ZM117 105V104H116ZM119 105V104H118ZM123 105V104H122ZM131 105V104H130ZM152 105V104H151ZM151 105H149V106H151ZM155 105V104H154ZM160 105V104H159ZM162 105V104H161ZM196 105V104H195ZM200 105H201V101H200ZM200 105H197V107L199 106V107H201ZM214 104H212V106H213ZM63 106V105H62ZM71 106V107H72ZM114 106H115V104H114ZM121 106V105H120ZM167 106V105H166ZM173 106V105H172ZM190 106V105H189ZM206 106H208V105H206ZM224 106V105H223ZM227 106V105H226ZM229 106V105H228ZM227 106V107H228ZM47 107V106H46ZM75 107H76V105H75ZM79 107H80V105H79ZM104 107V106H103ZM110 107V106H109ZM123 107V106H122ZM125 107H127L126 105H125ZM124 107V108H125ZM153 107V106H152ZM167 107H170V106H167ZM195 107V106H194ZM198 107V109H201V108H199ZM203 107V106H202ZM41 108V107H40ZM63 108H64V106H63ZM73 108V107H72ZM78 108V107H77ZM82 108V107H81ZM85 108V107H84ZM102 108V107H101ZM115 108H117L118 109V106L117 107H115ZM124 108H121V109H124ZM145 108V107H144ZM154 108H155V106H154ZM190 108V107H189ZM213 108H214V106H213ZM218 108V107H217ZM242 108H243V105H242ZM242 108H240V110L242 109ZM83 109V108H82ZM104 109V108H103ZM106 109H108V107L106 108ZM120 109V108H119ZM127 109V108H126ZM137 109V108H136ZM139 109V108H138ZM137 109V110H138ZM141 109V108H140ZM169 109H171V108H169ZM204 110H206L205 108H203ZM220 109V108H219ZM232 109H234V108H232ZM49 110V109H48ZM66 110V109H65ZM72 110V109H71ZM86 110V109H85ZM85 110H83V111H85ZM105 110V109H104ZM109 110V109H108ZM197 110V109H196ZM212 110V109H211ZM231 110V109H230ZM52 111V110H51ZM54 111V110H53ZM80 111H82L81 109H80ZM88 111V110H87ZM98 111V110H97ZM100 111H103V110H100ZM121 111V110H120ZM126 111V110H125ZM129 111V110H128ZM130 111H131V109H130ZM133 111H135V110H133ZM141 111V110H140ZM159 111V110H158ZM201 111V110H200ZM209 111H210V109H209ZM216 111V110H215ZM236 111H237V109H236ZM235 111V112H236ZM241 111H243V110H241ZM246 111V110H245ZM65 112V111H64ZM68 112V111H67ZM74 112V111H73ZM77 112H79V109H78V111ZM96 112V111H95ZM105 112V111H104ZM103 112V113H104ZM124 112V111H123ZM122 112V113H123ZM202 112V111H201ZM220 112V111H219ZM218 112V113H219ZM235 112H234V114H235ZM98 113V112H97ZM102 113V112H101ZM103 113H102V115H103ZM106 113V112H105ZM109 113H110V111H109ZM125 113H127V112H125ZM180 113V112H179ZM209 113V112H208ZM210 113H211V111H210ZM221 113H223V112H221ZM220 113V114H221ZM239 113V112H238ZM237 112H236V114H238ZM241 113V112H240ZM67 114H69V113H67ZM75 114H78V113H75ZM99 114V113H98ZM120 114V113H119ZM133 115H134V113H132ZM146 114V113H145ZM157 114V113H156ZM200 114V113H199ZM214 114V113H213ZM61 115H62V113H61ZM83 115V114H82ZM93 115V114H92ZM95 115H96V113H95ZM100 115V114H99ZM122 115V114H121ZM124 115H126V114H124ZM148 115V114H147ZM154 115V114H153ZM202 115V114H201ZM200 115V116H201ZM206 115V114H205ZM210 115V114H209ZM208 115V116H209ZM212 115V114H211ZM210 115V116H211ZM50 116V115H49ZM54 116V115H53ZM68 116V115H67ZM73 116V115H72ZM77 116V115H76ZM105 116V115H104ZM131 116V115H130ZM141 116V115H140ZM150 116H151V114H150ZM157 116H159L158 114H157ZM217 116H219V115H216L215 116V118L217 117ZM238 116H240V114H238ZM248 116V115H247ZM248 116V117H249ZM47 117V116H46ZM93 117V116H92ZM97 118H99L98 116H96ZM126 117V116H125ZM129 117V116H128ZM244 117V116H243ZM95 118V117H94ZM102 118V117H101ZM122 118V117H121ZM120 118V119H121ZM134 118H135V116H134ZM138 118H140L139 116H138ZM138 118H136V119H138ZM211 118V117H210ZM214 118V117H213ZM213 118H212V120H213ZM218 118V117H217ZM247 118V117H246ZM66 119V118H65ZM71 119V118H70ZM123 119V118H122ZM131 119V118H130ZM130 119H129V122H130ZM147 119V118H146ZM154 119V118H153ZM244 119V118H243ZM250 119V118H249ZM38 120V119H37ZM96 120H98V119H96ZM124 120H126V119H124ZM128 120V119H127ZM149 120V119H148ZM157 120V119H156ZM246 120V119H245ZM258 121H259V119H257ZM256 120V121H257ZM36 121V120H35ZM41 121L42 120H38L37 122H36V126H38L40 129H41V127H42V125H41ZM48 121V120H47ZM131 121H134V120H131ZM141 121V120H140ZM140 121L139 122H137V123H140ZM162 121V120H161ZM216 121V120H215ZM221 121V120H220ZM69 122V121H68ZM93 122V121H92ZM123 122V121H122ZM239 122V121H238ZM253 122H255V121H253ZM43 123H44V120H43ZM46 123H48V122H46ZM67 123V122H66ZM91 123V122H90ZM126 123V122H125ZM155 123V122H154ZM161 123V122H160ZM185 123V122H184ZM260 123V122H259ZM33 124V123H32ZM128 124V123H127ZM133 124V122L131 123V125ZM134 124H136V123H134ZM159 124V123H158ZM194 124V123H193ZM211 124V123H210ZM215 124V123H214ZM221 124V123H220ZM219 124V125H220ZM48 125V124H47ZM53 125V124H52ZM92 125V124H91ZM97 125H98V123H97ZM120 125H121V123H120ZM129 125V124H128ZM139 125H142L141 123L139 124ZM151 125V124H150ZM153 125V124H152ZM180 125V124H179ZM218 125V124H217ZM218 125V126H219ZM239 125H240V130H242V128H244L243 127V124H242V122H239ZM245 125V124H244ZM28 126V125H27ZM31 126V125H30ZM68 126V125H67ZM71 125H69V127H70ZM73 126V125H72ZM127 125H125V127H126ZM130 126V125H129ZM134 126V125H133ZM137 126V125H136ZM144 126V125H143ZM181 126V125H180ZM196 126V125H195ZM215 126H216V124H215ZM215 126H214V129H216L215 128ZM255 126V125H254ZM32 127V126H31ZM31 127H27L28 129L29 128H31ZM34 127V126H33ZM122 127V126H121ZM179 127V126H178ZM201 127V126H200ZM217 127V126H216ZM237 127H239L238 125H237ZM257 127V126H256ZM26 128V129H27ZM73 128V127H72ZM78 128V127H77ZM76 128V129H77ZM123 128V127H122ZM128 128V127H127ZM130 128V127H129ZM128 128V129H129ZM132 128V127H131ZM134 128V127H133ZM140 128V127H139ZM182 128H184V127H182ZM213 128V127H212ZM222 128H223V126H222ZM246 128V127H245ZM244 128V129H245ZM34 129V128H33ZM69 129V128H68ZM71 129V128H70ZM124 129V128H123ZM185 129V128H184ZM218 129V128H217ZM221 129V128H220ZM225 128H223L222 130H224ZM258 129V128H257ZM256 129V130H257ZM98 130V129H97ZM129 130H132V129H129ZM138 130V129H137ZM145 130V129H144ZM148 130H149V128H148ZM162 130V129H161ZM200 130V129H199ZM251 130H252V128H251ZM31 131V130H30ZM62 131H64V130H62ZM140 131V130H139ZM224 131H227V130H224ZM244 132H245V130H243ZM247 131V130H246ZM25 132V131H24ZM23 132V133H24ZM39 132L40 131H38V130H35L34 131V133H35V141L38 143V145L41 147V150H42V154L44 155V157H45V159L47 160V161H50L51 159H52V153H53V150H52V153H50V146H51V144H50V142L47 140V139H42V138H40V136L39 135H41L43 132H41V134H39ZM66 132H68V131H66ZM72 133V131H69V133ZM129 132H133V130L132 131H129ZM135 132V131H134ZM133 132V133H134ZM145 132V131H144ZM242 132V131H241ZM26 133V132H25ZM30 133V132H29ZM69 133L67 134V135H69ZM74 133V132H73ZM143 133V132H142ZM142 133H141V135H142ZM247 133V132H246ZM33 134V133H32ZM64 134V133H63ZM65 134V135H66ZM76 134V133H75ZM136 134V133H135ZM144 134V133H143ZM225 134V133H224ZM26 135V134H25ZM29 135V134H28ZM64 135V136H65ZM77 135V134H76ZM131 135V134H130ZM190 135V134H189ZM210 135V134H209ZM228 135V134H227ZM27 136V135H26ZM72 136V135H71ZM70 136V137H71ZM74 136V135H73ZM135 136V135H134ZM133 136V137H134ZM191 136V135H190ZM193 136V135H192ZM191 136V137H192ZM24 137V136H23ZM28 137V136H27ZM69 137V138H70ZM61 138V137H60ZM68 138V137H67ZM74 138H76V136L74 137ZM135 138V137H134ZM188 138H190V137H188ZM24 139V138H23ZM78 139V138H77ZM197 138L195 137V136H193V140L195 141ZM32 141H33V139H31ZM135 140V139H134ZM137 140V139H136ZM188 140H191V139H188ZM199 140V139H198ZM24 141V140H23ZM31 141V142H32ZM77 141V140H76ZM163 141V140H162ZM193 141V142H194ZM64 142V141H63ZM137 142V141H136ZM190 142V141H189ZM204 142V141H203ZM207 142H208V140H207ZM24 143H26V142H24ZM34 143V142H33ZM64 143H66V142H64ZM78 143V142H77ZM195 143V142H194ZM210 143V142H209ZM211 143H213V142H211ZM23 144V143H22ZM74 144V143H73ZM190 144H192V143H190ZM200 144V143H199ZM68 145V144H67ZM77 145V144H76ZM193 146H194V144H192ZM201 145H202V143H201ZM200 145V146H201ZM22 146H24V145H22ZM35 146V145H34ZM56 146V145H55ZM199 146V145H198ZM211 146V145H210ZM25 147V146H24ZM36 147H37V145H36ZM195 147V146H194ZM212 147V149H213V145L211 146ZM35 148V147H34ZM53 148V147H52ZM51 148V149H52ZM22 149V148H21ZM202 149V148H201ZM77 150H79V148L77 149ZM86 150V149H85ZM187 150V149H186ZM1 152H2V150H0ZM196 149L194 148V149H192V153L193 152H195L196 153ZM0 152V153H1ZM35 152H36V150H35ZM211 152V151H210ZM52 154V155H51ZM56 154V153H55ZM72 154V153H71ZM194 154V153H193ZM31 155V154H30ZM171 155V154H170ZM200 156V155H199ZM208 156V155H207ZM31 157V156H30ZM34 158V157H33ZM56 158V157H55ZM60 159V158H59ZM193 159L194 158H192L191 160L193 161ZM211 159L212 158H210V157H207V161L209 160V161H211ZM31 160V159H30ZM53 160V159H52ZM57 160V159H56ZM55 160V161H56ZM191 160H188L187 161V163H189V166L190 167H193L195 164L194 163H192L191 162ZM46 161V162H47ZM217 161V160H216ZM222 161V160H221ZM31 162V161H30ZM32 163V162H31ZM34 163V162H33ZM50 163V162H49ZM52 164H53V162H51ZM56 163V162H55ZM60 163V162H59ZM35 164V163H34ZM33 164V165H34ZM130 164V163H129ZM217 164V163H216ZM40 165V164H39ZM36 166V165H35ZM35 166H33V167H35ZM43 166H45L44 164H43ZM50 166V165H49ZM67 166V165H66ZM131 166V165H130ZM41 167V166H40ZM182 167V166H181ZM59 168V167H58ZM57 168V169H58ZM184 168V167H183ZM194 168V167H193ZM42 169V168H41ZM60 169V173H61V175L63 174L65 177H66V179H67V181H68V185H67V183H66V187L68 188V190L70 191L71 190V188L72 189H74V191L75 192H73L74 193V195H72L73 196V198H76V200H77V202H78V207H76V208H78V214L75 216V217H73L74 216V214H73V216L72 217H70L71 215H72V212H71V215L69 216L70 218H69V222H68V224H67V229H66V231L60 236V237H58V238H54V239H50L51 237H50V235H49V239H44L43 241H41V240H37V241H35V240H31V241H29V243L26 245V246H24V249H23V251H24V253L26 252V255H27V260H28V262L29 263H31V264H40V263H42V262H44V261H46V262H48V264H192L193 263V259H192V256H191V252L189 251V249L190 248H192V245H191V243H190V241L191 240H193L194 238H192L191 236H181L180 238H177L176 240H175V243H173L174 244V246H173V244H172V242H170V241H167L168 242V245H164V244H157L156 242H146L145 240H143L142 238H132V237H129L125 232H123L122 230H118V229H116L115 228V226H114V223L113 222H111V221H109L106 217H105V215H104V213H103V211H101L100 209H99V207H98V205H97V203H96V201L93 199V197H92V195L88 192V190L85 188V186L81 183V181L79 180V178L77 177V176H75L72 172H70L69 170H67V169H65L64 167H62V168H59ZM48 170V169H47ZM41 170H39V172H40ZM43 171V170H42ZM50 172H51V170H49ZM48 171V172H49ZM58 171V170H57ZM16 172V171H15ZM46 172V171H45ZM44 172V173H45ZM54 172V171H53ZM194 172V171H193ZM19 174H20V171L18 172ZM32 173H33V171H32ZM41 173V172H40ZM43 173V172H42ZM58 173V172H57ZM22 174V173H21ZM21 174L19 175V176H21ZM46 174V173H45ZM78 174V173H77ZM227 174V173H226ZM13 175H15V174H13ZM26 175L27 174H25V177H26ZM38 175V174H37ZM40 175V174H39ZM43 175V174H42ZM49 175V174H48ZM11 176V175H10ZM18 176V177H19ZM54 176V175H53ZM58 176V175H57ZM194 176H196V174L194 175ZM13 177V176H12ZM14 177H16V175L14 176ZM13 177V178H14ZM18 177H16V178H18ZM7 178V177H6ZM5 178V179H6ZM11 178V177H10ZM43 178H46L45 176L43 177ZM50 178V177H49ZM62 178H63V176H62ZM21 179V178H20ZM32 179H33V177H32ZM34 179H35V175H34ZM39 179H41V178H39ZM54 179V178H53ZM56 179H57V177H56ZM49 179L47 178V181H48ZM212 180V179H211ZM9 181V180H8ZM14 181H15V179H14ZM19 181V180H18ZM22 181V180H21ZM24 181V180H23ZM25 181H27V180H25ZM25 181H24V184H25ZM37 181V180H36ZM39 181V180H38ZM45 181V180H44ZM50 181V180H49ZM52 181V180H51ZM50 181V182H51ZM201 181V180H200ZM17 182V181H16ZM34 182V181H33ZM40 182V181H39ZM46 182V181H45ZM44 182V183H45ZM53 182H55V181H53ZM52 182V183H53ZM7 183V182H6ZM21 183V182H20ZM19 183V184H20ZM23 183V182H22ZM48 183V182H47ZM56 183H57V181H56ZM201 183V182H200ZM240 183V182H239ZM15 184V183H14ZM36 184H37V182H36ZM46 184V183H45ZM44 184V185H45ZM58 184V183H57ZM65 184V183H64ZM199 184V183H198ZM43 185V186H44ZM49 185H51L50 183H49ZM62 185V184H61ZM12 186V185H11ZM19 186V185H18ZM23 186V185H22ZM21 186V187H22ZM31 186V185H30ZM59 186H60V183H59ZM63 186V185H62ZM165 186V185H164ZM9 187V186H8ZM24 188H25V186H23ZM45 187V186H44ZM51 187H52V185H51ZM54 187V186H53ZM64 187H65V185H64ZM63 187V188H64ZM5 188H6V185H5ZM18 188V187H17ZM36 188H38V187H36ZM63 188H61V190L63 189ZM162 188V187H161ZM8 189H10V188H8ZM12 189H13V187H12ZM21 189V188H20ZM34 189V188H33ZM50 189H53V188H50ZM56 189H58L57 187H56ZM202 189V188H201ZM3 190V189H2ZM14 190V189H13ZM29 191H30V189H28ZM36 190V189H35ZM49 190V189H48ZM64 190V189H63ZM12 191V190H11ZM21 191V190H20ZM24 191V190H23ZM41 191H42V189H41ZM41 191H39V192H41ZM57 191V190H56ZM59 191H60V189H59ZM68 191V192H69ZM255 191L257 192L256 194H258V199H260L261 201H263L264 202V192L263 193H259V191H257L256 189H255ZM7 192H10V191H7ZM26 192V191H25ZM3 193H6V191L5 192H3ZM17 193V192H16ZM28 193V192H27ZM54 193H55V191H54ZM58 193V192H57ZM62 193V192H61ZM10 194V193H9ZM22 194V193H21ZM48 194H49V192H48ZM59 194V193H58ZM58 194H56V195H58ZM138 194H140V193H138ZM4 195V194H3ZM34 195H35V193H34ZM39 195H40V193H39ZM55 195V196H56ZM64 195H65V193H64ZM64 195H63V197H64ZM70 195V196H71ZM4 196H6V195H4ZM8 196V195H7ZM6 196V197H7ZM11 196V195H10ZM15 196H16V194H15ZM18 196V195H17ZM24 196H26V195H24ZM33 195H31V197H32ZM60 196V195H59ZM70 196H67V197H70ZM75 196V197H74ZM118 196V195H117ZM9 197V196H8ZM22 197V196H21ZM30 197V196H29ZM43 197V196H42ZM54 197V196H53ZM25 198V197H24ZM48 198V197H47ZM49 198H50V196H49ZM56 198V197H55ZM54 198V199H55ZM59 198V197H58ZM58 198H57V200H58ZM61 198V197H60ZM114 198V197H113ZM26 199V198H25ZM28 199V198H27ZM32 199V198H31ZM36 199V198H35ZM46 199V198H45ZM45 199H42V200H44L45 201ZM11 200V199H10ZM16 200V199H15ZM19 201L21 200V199H18ZM42 200H41V202H42ZM47 200H49V199H47ZM51 200V199H50ZM61 200V199H60ZM75 200V201H76ZM101 200V199H100ZM116 200V199H115ZM180 201V199H177V201ZM184 200H185V202H188V203H190L189 204V212H190V214H187V215H183V217L186 219L185 221H188V222H190L192 225H197V222L199 221L198 219H200V218H198L201 214H203L202 213V207L198 204V203H196V200L194 199V198H191V197H184ZM28 201H29V199H28ZM43 201V202H44ZM55 201V200H54ZM59 201V200H58ZM65 200H63V202H64ZM67 201V200H66ZM66 201H65V203H66ZM74 201V202H75ZM6 203H7V201H5ZM21 202V201H20ZM39 202V201H38ZM53 202V201H52ZM57 202V201H56ZM62 202V203H63ZM76 202V203H77ZM9 203V202H8ZM12 203V202H11ZM16 203H18V204H20L19 202H16ZM15 203V204H16ZM22 203H24V202H22ZM21 203V204H22ZM26 203H27V201H26ZM35 203V202H34ZM33 203V204H34ZM49 203V202H48ZM75 203V204H76ZM110 203V202H109ZM234 203H235V205L234 206H232L231 204H225V203H221V206H222V208H224V210L225 209H227L228 210V212H226V213H224L223 215H222V218H223V220H221V222H222V225H221V227L223 226L224 227V229H225V231H226V239L230 242V244L228 245V246H226V247H223V246H220V245H217L216 243H212L213 244V251H212V253H214V256H215V258H214V261H212L211 263H209V262H207V261H205L203 258H199V260H200V263L201 264H264V208L263 207H261L259 204H258V202L256 201V200H253V201H240V199L239 198H236V200L234 201ZM13 204V203H12ZM29 204V203H28ZM46 204V203H45ZM52 204V203H51ZM57 204H58V202H57ZM219 204V203H218ZM5 206H6V204H4ZM133 207H134V205L133 204H131ZM34 206H37V205H34ZM40 206V205H39ZM50 206V205H49ZM48 206V207H49ZM55 206V205H54ZM59 206V205H58ZM218 206V205H217ZM220 206V205H219ZM218 206V207H219ZM7 207H8V205H7ZM11 207V206H10ZM12 207H13V205H12ZM24 207V206H23ZM29 207H32V205L31 206H29ZM50 207H52L53 208V205L52 206H50ZM50 207H49V209H50ZM153 207V206H152ZM3 208H6V207H3ZM26 208V207H25ZM61 209H64V208H62V207H60ZM135 208V207H134ZM220 208V207H219ZM221 208V209H222ZM18 209V208H17ZM36 209V208H35ZM55 209V208H54ZM136 209V208H135ZM10 210V209H9ZM8 210V211H9ZM21 210V209H20ZM28 210V209H27ZM32 210V209H31ZM37 210H38V207H37ZM52 210V209H51ZM51 210H49V211H51ZM59 210V209H58ZM186 210H187V208H186ZM220 210V209H219ZM5 211L6 212H8L6 209H5ZM11 211H12V209H11ZM25 211V210H24ZM41 211H43V209L41 210ZM48 211V210H47ZM53 211V210H52ZM52 211H51V215L53 214L52 213ZM75 211V210H74ZM148 211V210H147ZM22 212V211H21ZM26 212H28V211H26ZM33 212V211H32ZM34 212H36V211H34ZM56 212V211H55ZM62 212H63V210H62ZM10 213V212H9ZM16 213H18V212H16ZM24 213V212H23ZM57 213V212H56ZM61 213V212H60ZM67 213V212H66ZM163 213V212H162ZM20 214V213H19ZM18 214V215H19ZM37 214V213H36ZM42 214V213H41ZM49 214V215H50ZM58 214V213H57ZM64 214H65V212H64ZM64 214H63V216H64ZM125 214L126 215H128L129 213L127 212V211H125ZM185 214V213H184ZM206 214V213H205ZM204 214V215H205ZM216 214H217V212H216ZM215 214V215H216ZM222 214V213H221ZM10 215V214H9ZM17 215V217H19ZM39 215V214H38ZM48 215V214H47ZM47 215H44L45 216V218L47 217ZM69 215V214H68ZM181 215V214H180ZM228 215H233V221H229L228 220ZM11 216V215H10ZM13 216V215H12ZM11 216V217H12ZM28 216V215H27ZM41 216V215H40ZM43 216V217H44ZM57 216V215H56ZM67 215H65V217H66ZM182 216V215H181ZM24 217V216H23ZM52 218L53 216H49V218ZM60 217V216H59ZM68 217V216H67ZM147 217V216H146ZM202 217V216H201ZM216 217V216H215ZM232 217V216H231ZM38 218V217H37ZM48 218V219H49ZM183 218V219H184ZM205 217H203L202 219H204ZM208 218V217H207ZM221 218V219H222ZM12 219H14V218H12ZM16 219V218H15ZM25 219H26V221H27V218L25 217ZM24 219V220H25ZM58 219V218H57ZM64 219V218H63ZM210 219H211V217H210ZM209 219V220H210ZM21 220H23L22 218H21ZM20 220V221H21ZM56 220V219H55ZM67 220V219H66ZM209 220H208V222H209ZM215 220V219H214ZM218 220H219V218H218ZM217 220V221H218ZM15 221V220H14ZM30 221L32 222V220H31V218H30ZM36 221V220H35ZM44 221V220H43ZM63 221V220H62ZM220 221V220H219ZM34 222V221H33ZM39 222V221H38ZM37 222V223H38ZM42 222V221H41ZM41 222H40V224H41ZM51 222V221H50ZM50 222H48V223H50ZM53 222V221H52ZM51 222V223H52ZM57 222V221H56ZM142 222V224H143V230H146V231H150L149 230V226H150V224H149V222H147V221H141ZM187 222V223H188ZM212 222V221H211ZM211 222H209V223H211ZM221 222H220V224H221ZM17 222L15 221V224H16ZM27 223V222H26ZM29 223V222H28ZM36 223V222H35ZM34 223V224H35ZM43 223V225H44V222H42ZM203 223H204V221H203ZM219 223V222H218ZM1 224V223H0ZM46 224V223H45ZM200 224H201V222H200ZM207 224V223H206ZM2 225V224H1ZM21 225H23V224H21ZM24 225H26V224H24ZM58 225V224H57ZM3 226V225H2ZM19 226V225H18ZM37 226H38V224H37ZM42 226V225H41ZM40 226V227H41ZM47 226V225H46ZM49 226V225H48ZM50 226H51V224H50ZM49 226V227H50ZM60 226V225H59ZM58 226V227H59ZM1 227V226H0ZM22 227V226H21ZM33 227V226H32ZM39 227V228H40ZM63 227V226H62ZM204 227V226H203ZM14 228H16V227H14ZM18 228V227H17ZM36 228H38V227H36ZM34 229V228H33ZM40 229H42V228H40ZM39 229V230H40ZM47 229H49V228H47ZM52 229V228H51ZM51 229H49V230H51ZM54 229V228H53ZM208 229V228H207ZM12 230H15V229H13L12 228ZM62 230V229H61ZM19 231V230H18ZM17 231V232H18ZM30 231V230H29ZM28 231V232H29ZM31 231H33V230H31ZM153 231L154 232H160L161 234H163V235H170V236H175L176 234H178V231H175V230H171V229H161V228H159L158 226H154L153 227ZM38 232H40V231H38ZM37 232V234H39ZM44 232V231H43ZM58 232H60V231H58ZM17 234V233H16ZM40 234H42V232L40 233ZM29 236H31V235H29ZM38 237H40V235L38 236ZM29 238H31V237H29ZM35 238V237H34ZM37 238V237H36ZM35 238V239H36ZM42 238V237H41ZM225 239V238H224ZM195 240V239H194ZM200 240H202V238H199V240L198 239H196L195 241L196 242H200ZM24 241V240H23ZM219 241V240H218ZM14 242V241H13ZM17 242V241H16ZM24 243V242H23ZM26 243V242H25ZM183 243L185 244L184 246H183ZM17 245H18V242H17ZM23 245H25V244H23ZM14 247V246H13ZM17 247V246H16ZM22 250V249H21ZM83 251H84V253H83ZM18 252L20 253V251H19V249H18ZM12 255V254H11ZM15 255V254H14ZM25 255V256H26ZM17 256H19L18 254H17ZM13 257V256H12ZM23 258H25V257H23ZM15 259H17L18 260V257L17 258H15ZM27 262V263H28Z\"/></svg>",
    "mask_w": 264,
    "mask_h": 264
}]
</instances>
